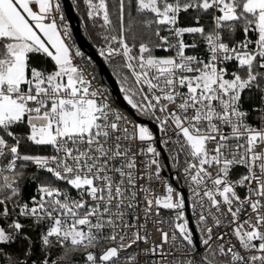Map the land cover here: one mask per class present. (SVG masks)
Listing matches in <instances>:
<instances>
[{
	"label": "snow or ice",
	"instance_id": "obj_1",
	"mask_svg": "<svg viewBox=\"0 0 264 264\" xmlns=\"http://www.w3.org/2000/svg\"><path fill=\"white\" fill-rule=\"evenodd\" d=\"M73 6L116 97L61 0H0V264H264V0Z\"/></svg>",
	"mask_w": 264,
	"mask_h": 264
},
{
	"label": "water",
	"instance_id": "obj_2",
	"mask_svg": "<svg viewBox=\"0 0 264 264\" xmlns=\"http://www.w3.org/2000/svg\"><path fill=\"white\" fill-rule=\"evenodd\" d=\"M66 18L70 23L73 30V37L76 41L77 46L81 48L87 55L92 56L96 65L98 66V70L105 83L108 84L112 88V94L114 97L118 95V85L115 84V80L111 75V71L106 64H104L103 59L98 56L96 53L95 47L90 43V41L86 38L83 33L81 26V19L73 6L71 0H61Z\"/></svg>",
	"mask_w": 264,
	"mask_h": 264
},
{
	"label": "trees",
	"instance_id": "obj_3",
	"mask_svg": "<svg viewBox=\"0 0 264 264\" xmlns=\"http://www.w3.org/2000/svg\"><path fill=\"white\" fill-rule=\"evenodd\" d=\"M72 1V3H73V0H71ZM76 9V8H75ZM76 11H77V13H78V15H79V17H80V19H81V16L83 15V9H80V10H77L76 9ZM81 26H82V30H83V33H84V35L86 36V38L90 41V43L95 47V49H96V45H97V41L95 40V37H94V32H92V34L90 35L89 34V31H86L85 30V28H84V26H83V24H82V22H81ZM74 38V37H73ZM76 42V41H75ZM159 54V53H158ZM95 66H96V68H97V71H98V74H99V77L101 78V79H103L102 78V76L100 75V73H99V70H98V66L95 64ZM104 80V79H103ZM105 82V81H104ZM31 191V189H26L25 190V195L27 196L28 194H29V192Z\"/></svg>",
	"mask_w": 264,
	"mask_h": 264
},
{
	"label": "built area",
	"instance_id": "obj_4",
	"mask_svg": "<svg viewBox=\"0 0 264 264\" xmlns=\"http://www.w3.org/2000/svg\"><path fill=\"white\" fill-rule=\"evenodd\" d=\"M159 54H163V53H159ZM168 173H167V170H165V173H164V175H167Z\"/></svg>",
	"mask_w": 264,
	"mask_h": 264
}]
</instances>
